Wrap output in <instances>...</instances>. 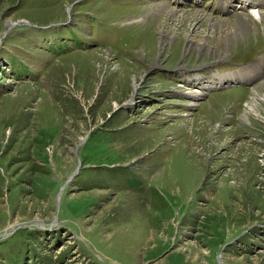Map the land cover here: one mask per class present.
Here are the masks:
<instances>
[{
  "label": "rangeland",
  "instance_id": "obj_1",
  "mask_svg": "<svg viewBox=\"0 0 264 264\" xmlns=\"http://www.w3.org/2000/svg\"><path fill=\"white\" fill-rule=\"evenodd\" d=\"M226 1L0 0V264H264V90L193 76L264 58Z\"/></svg>",
  "mask_w": 264,
  "mask_h": 264
},
{
  "label": "bare ground",
  "instance_id": "obj_2",
  "mask_svg": "<svg viewBox=\"0 0 264 264\" xmlns=\"http://www.w3.org/2000/svg\"><path fill=\"white\" fill-rule=\"evenodd\" d=\"M249 1H252V0H245L244 2L245 3H247V2H249ZM256 1V0H255ZM259 2V1H258ZM157 3H159V2H157ZM163 3V2H162ZM165 3V2H164ZM223 3H225V2H223ZM163 5H165V6H161V4L159 3V6H160V9L162 8H166V4H163ZM224 7V6H223ZM260 9H257V8H252L251 9V13H255V12H259V19H261V21H263V16H262V14H260V11H259ZM163 11V10H162ZM170 12V14H175L176 12H174L173 10L172 11H169ZM203 15H204V13H203ZM257 15V14H256ZM193 16H194V14H193ZM175 17V16H174ZM196 17V16H195ZM201 17H203V16H201ZM210 18V17H209ZM242 18V17H241ZM192 19H196V18H192ZM198 19H199V17H198ZM258 20V19H257ZM198 21V20H197ZM217 22V21H216ZM256 22V20H254L253 19V21H251V19L249 18V20L247 19V18H245L244 17V19H241V20H238L237 21V24H238V31H237V33L235 32V30H234V32H233V34H229L228 35V38L225 36L224 38L222 37V35H219L218 36V38H219V40H218V43L220 42L221 43V45L222 46H225L224 48L225 49H223V48H211V47H209V46H206V44H204V45H201V44H197V43H194L193 41H191V40H189V42H188V48H187V50H186V52H188L189 53V51H191V50H193V47H196V49H194V51L195 52H200V51H203V50H207V52H213L214 54H215V56H216V58H220V59H223L224 57H226L227 56V54L228 53H230V50H229V46H230V44H231V40L232 39H235L236 38V36H237V34H239V33H241V31L243 30V31H245V32H247V33H250L251 32V30H252V24L253 23H255ZM256 24H257V22H256ZM213 26H215V24L213 23ZM255 26V25H254ZM242 31V32H243ZM229 32H232V31H229ZM244 32V33H245ZM227 35V34H226ZM247 35V34H246ZM229 37H231V39H229ZM147 46V44L145 45V48H147L146 47ZM149 48V47H148ZM257 65H259V64H252V65H249V66H245V67H241L240 69H239V72L241 73V74H238V75H233V73H229V74H226V75H220V74H218V73H214L213 71H210V73L212 72V74L210 75V77H209V79H206V80H204V79H200V74H198V73H196V74H194L193 76H195L194 78V80L196 81V82H200V84H202L205 88L204 89H206V86L208 85V84H211V81H216L215 79H217V80H219V81H231V80H233L234 78L236 79V78H243V79H246V78H248V76H247V73L249 72V70L250 69H255L254 67L255 66H257ZM262 73V72H261ZM260 73V74H261ZM203 74V73H202ZM236 76H238V77H236ZM179 77V76H178ZM185 77V76H184ZM253 79V78H252ZM259 83H261V85H259V86H261V88H262V90H264V82H259ZM258 83V84H259ZM263 83V84H262ZM258 84H257V86H258ZM179 86H181L182 88H183V84H179ZM179 88V87H178ZM184 88H186V87H184ZM254 89V88H253ZM192 90V91H191ZM202 89L201 88H194V89H190V91L191 92H188V93H185V94H187V95H189L190 97L191 96H196V95H199V94H203L202 93V91H201ZM179 93H183V90H180V91H178ZM190 100H192L191 98H190ZM196 103V102H195ZM191 104H194V102H193V100L189 103V105H191Z\"/></svg>",
  "mask_w": 264,
  "mask_h": 264
},
{
  "label": "crops",
  "instance_id": "obj_3",
  "mask_svg": "<svg viewBox=\"0 0 264 264\" xmlns=\"http://www.w3.org/2000/svg\"><path fill=\"white\" fill-rule=\"evenodd\" d=\"M261 82V81H260Z\"/></svg>",
  "mask_w": 264,
  "mask_h": 264
}]
</instances>
